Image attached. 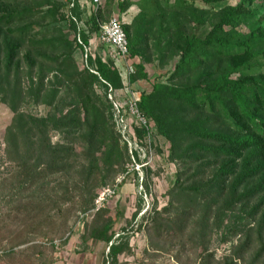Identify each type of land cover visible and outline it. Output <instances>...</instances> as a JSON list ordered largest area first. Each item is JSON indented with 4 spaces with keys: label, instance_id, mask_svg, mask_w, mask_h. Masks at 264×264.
Returning <instances> with one entry per match:
<instances>
[{
    "label": "trees",
    "instance_id": "obj_1",
    "mask_svg": "<svg viewBox=\"0 0 264 264\" xmlns=\"http://www.w3.org/2000/svg\"><path fill=\"white\" fill-rule=\"evenodd\" d=\"M68 2L57 21L56 0H0V105L13 114L0 158V198L8 207L3 219L37 222V230L49 229L75 200L82 214L90 211L94 192L131 161L102 83L121 88L117 54L91 56L83 68L75 58L82 49L77 37L87 45L99 33L105 0L84 22L77 0L71 9ZM263 4L117 0L120 14L138 8L123 25L130 56L143 60L130 83L150 84L138 107L150 121L154 143L165 141L167 162L175 167L166 206L154 205L138 224L148 235L141 264L148 258L161 264L152 252L176 249L177 262L193 251L195 264H264V17L257 18ZM50 41H56L54 50ZM149 65L169 70L150 83ZM31 106L46 112L32 114ZM136 135L145 131L136 128ZM118 217L104 208L80 235L82 244L106 245L103 264L134 255L127 227L115 238ZM30 235L26 244L37 240ZM48 235L39 232L47 244L30 245L32 255L43 257L46 245L57 249ZM214 236L228 245V254L217 258L210 249ZM13 253L8 249L0 257Z\"/></svg>",
    "mask_w": 264,
    "mask_h": 264
},
{
    "label": "rangeland",
    "instance_id": "obj_2",
    "mask_svg": "<svg viewBox=\"0 0 264 264\" xmlns=\"http://www.w3.org/2000/svg\"><path fill=\"white\" fill-rule=\"evenodd\" d=\"M56 3L58 5V10L55 14V19L58 21L64 18L66 0H56ZM3 6L5 5H2L1 7ZM257 7V18L264 17V4ZM90 13L91 9L89 8L82 12L83 18L81 20L84 22V20L89 17ZM103 13L104 18L102 23H106L113 17H119L122 19L123 25H129L133 17L138 13V8L133 6L127 12L120 14L117 9V0H105ZM96 38L97 36H93L91 39H95L93 41L95 45L93 56L98 54L103 59H107L114 53L113 50L100 46L96 43ZM55 45L56 41L49 42L51 50H54ZM75 58L79 67L83 68V56L80 49L76 51ZM140 61L141 63L143 62L141 58ZM148 68L150 70V83H152L155 79L163 80V77L166 76V71L169 70L167 69L161 71L156 69L153 65H149ZM148 88H150V84L146 82H141L139 85L131 86V89L137 93H141V90ZM28 111L35 115H44L46 112L45 108L42 106H31L28 108ZM12 116L13 114L7 106L0 105V158L3 156L4 150L3 137L5 130L11 123ZM154 153L156 156L153 165L155 170H151L149 176L147 175V187H144L146 197H144L145 195L140 196L138 186L130 182L122 185L117 191L116 196L105 206V208L108 209L112 215H115L116 213L121 215V217H118L117 222L114 225L113 231L116 235L115 238L118 237V234L122 233L123 228L125 227H127V232L130 236L129 243L134 255L121 256L119 260L120 264H141L140 257L142 256V252L148 247V235L145 228H143L142 231L137 230L138 224L145 215L151 213L154 205H157V209L159 210L167 204L165 193L173 184L175 167L167 162V144L162 138L155 142ZM119 176H117V178ZM114 182L109 183L107 186L112 185ZM104 188H98L94 192L92 198L94 199L96 194ZM138 205H140L139 210ZM78 206L79 205L76 200L72 203L66 204L63 207V212L58 215L57 219L54 220L55 222H52L53 224H50L49 229L37 230L39 228L37 222L31 221L25 224L12 219H3V215H5L8 211V207L0 198V254L8 249H14V253L11 256L6 258L0 257V264H41L42 261L44 262L50 259H54V264H103L104 256L108 252L105 244L94 243L92 241H88L83 244L80 242V235L83 232V228L94 214L89 215V217L83 221V226L82 224L79 225L78 221L82 213ZM148 207L149 209L147 210ZM84 213L86 212H83V214ZM135 213H137V216L135 220L132 221L131 226L128 227L126 223L127 221H131ZM64 223L65 225L62 226ZM39 232H47L49 234L48 236L57 242L56 250L48 248L47 245L45 248H40L42 249V253H44L43 257L39 254L32 255L33 247L30 246L33 243L40 244L43 247L45 246L43 244L45 240H41V238L38 237ZM29 233L32 234L30 236H37V240L26 244V235ZM67 238L69 241L67 245L63 246L62 241ZM210 249L216 252L217 258L229 253L228 245L222 244L219 237L216 236L211 239ZM176 250H169L167 252H152L157 253L158 255V257L154 259V262L161 264L196 263V254L193 251L184 253L181 258V262H177L175 259ZM198 252L201 251L199 250ZM152 261V259L148 258L146 259V264H151Z\"/></svg>",
    "mask_w": 264,
    "mask_h": 264
},
{
    "label": "built area",
    "instance_id": "obj_3",
    "mask_svg": "<svg viewBox=\"0 0 264 264\" xmlns=\"http://www.w3.org/2000/svg\"><path fill=\"white\" fill-rule=\"evenodd\" d=\"M74 2L75 0H69V9L74 7ZM101 2L102 0H77L79 8L83 12L88 8H97ZM78 24L83 29H86L82 22ZM77 40L82 47L83 64L87 66V61L89 57L93 56L95 50L93 43L95 39L90 40L87 45L81 43L80 37H77ZM96 43L102 47H110L117 54L114 67L118 71L121 79V88L115 90L109 83L105 81H102V83L105 88L106 98L112 108L115 126L121 135L122 142L128 148L131 161L126 166L125 171L112 185L105 187L96 194L92 209L82 214L79 218L78 223L79 225L82 224V226L83 221L89 215L104 209L106 204L116 196L117 191L124 184L131 182L137 185L139 195H145L144 197H146L144 189L147 180L146 173L148 169L155 170L153 165L156 159L154 153L155 143L151 133L150 121L141 113L138 107L141 93L134 92L131 89L132 85L130 83L131 76L135 74L136 65L141 63V61L139 57L130 56L122 19L113 17L106 23H101ZM91 72L94 73L93 71ZM97 89L99 93H103L100 88ZM136 128L144 130L145 135L141 138L138 137L136 135ZM43 244L47 243L44 242Z\"/></svg>",
    "mask_w": 264,
    "mask_h": 264
}]
</instances>
